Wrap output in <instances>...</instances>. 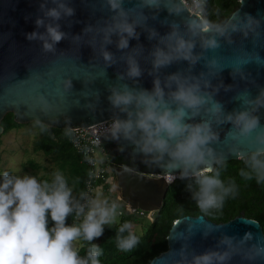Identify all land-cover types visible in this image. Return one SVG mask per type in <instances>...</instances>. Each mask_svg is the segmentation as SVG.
Instances as JSON below:
<instances>
[{
  "label": "clouds",
  "instance_id": "1",
  "mask_svg": "<svg viewBox=\"0 0 264 264\" xmlns=\"http://www.w3.org/2000/svg\"><path fill=\"white\" fill-rule=\"evenodd\" d=\"M51 4V7L46 3L39 5L43 15L37 16L35 29L26 34V39L39 41L43 52L55 54L57 44L69 38L59 21L74 16L75 8L67 0H51ZM105 4L111 15L98 35L102 38L106 68L116 63L115 55L107 48L113 35L119 38L117 48L121 51L129 48L130 39H139L138 27L148 31L149 40L158 41L150 53L152 72L156 73L151 89L128 83L108 88L110 104L124 114L122 119L113 122V137L122 136L132 141L142 153L167 156L171 169L178 170L181 179L194 176L197 187L192 191V199L204 214L220 209L236 190L234 180L226 184L213 166L222 165L225 159L224 154L212 146L220 139L218 129L222 125H231L226 133L233 141L230 152L247 165L248 170L241 169L240 175L245 179L255 176L258 182H264V124L259 115L264 109V86L258 88L255 96L247 87L236 92L232 100L238 102L239 107L228 111L216 97L221 88L228 92L232 91V86L223 80L213 84L217 77L223 78L225 69H230L232 79L235 78L233 72L246 79L243 73L247 66L254 63L264 67V58L255 47L251 51L242 48L234 52L233 62L225 66L217 56L207 54L220 49L222 43L235 44L236 34L245 40L251 37L255 42L260 36L261 20L250 13H236L222 24L207 28L191 23L182 26L181 22L173 20L167 23L169 31L161 35L154 27L146 29L149 16L145 9L152 19H158L161 11L169 16H180L181 9L170 7L169 0H137L131 7L125 6V0H105ZM92 27L86 25L80 34L71 35L72 40H79ZM40 28L45 31L40 32ZM181 61L188 63L187 71L170 73L161 79L160 69ZM201 61L204 70L195 74L192 69ZM126 64L128 79L138 84L143 73L136 56L129 54ZM53 75L52 70L36 73L34 89L43 86L46 76ZM72 77L76 76L66 75L60 81L65 92L73 87ZM31 80L32 72L19 82ZM117 80L123 81L124 75L117 73ZM35 102L45 113L53 105L40 91H36ZM36 123L42 130L46 127L39 119ZM242 141H247L249 147H242ZM80 199L86 202L74 200L72 187L58 170L51 180L43 181L33 175H13L7 171L0 175V264H101L102 249L91 242L103 235L105 225L116 223L123 213L115 201L92 199L86 193H81ZM73 213L75 221L79 222L69 224L67 218ZM179 223V220L175 222ZM214 230L208 227L202 235L207 238ZM188 233L193 234L191 225ZM179 235L184 237L183 232ZM80 239L89 242L86 256H81L76 246L75 242ZM138 242L132 223H121L117 229V246L130 250ZM238 255L250 264L264 261V238L250 231L242 237L225 233L214 248L200 253L193 251L190 257L187 245H183L176 253L179 259H174L172 264H229Z\"/></svg>",
  "mask_w": 264,
  "mask_h": 264
},
{
  "label": "water",
  "instance_id": "2",
  "mask_svg": "<svg viewBox=\"0 0 264 264\" xmlns=\"http://www.w3.org/2000/svg\"><path fill=\"white\" fill-rule=\"evenodd\" d=\"M240 1V7L230 18L236 13H250L261 20V27L258 29L260 36L254 42L251 37L245 40L241 35L236 34L235 44L222 43L220 49L207 53L209 56H217L221 64L225 66L233 62L234 52L242 48L251 51L255 47L264 58V0ZM67 2L75 8V15L65 17L59 23L62 30L69 33V38L57 44V53L52 54L43 52L39 41L26 39V34L35 29L37 16L43 15L39 5L46 3L48 7H51L53 6L51 0H0V136L4 132L2 120L9 112L15 114V120L19 123L36 122L39 119L48 126L75 129L111 118H123L124 114L114 108L108 100L110 95L108 88L111 85L128 83L130 86L151 89L156 73L152 72L150 53L158 41L149 40L148 31L138 27L139 39H130L129 48L121 51L117 48L119 38L113 35L112 43L108 44L107 48L115 55L116 63L106 68V62L102 57V38L98 35L100 28L111 15L105 0H67ZM136 2L137 0H125V6L131 7ZM169 4L170 7L181 9V15L169 16L166 11H161L158 19H152L149 10L145 9L149 16L146 29L150 30L154 27L163 35L169 31L167 23L173 20L181 22L182 26L187 23L200 28L210 26L204 16L191 12L183 0H169ZM140 19L143 22L142 18ZM86 25H92V30L83 33L79 40H72L71 35L80 34ZM39 31L43 32L45 29L40 28ZM196 50L199 51V46ZM129 54L136 56L143 73L136 85L126 75V58ZM187 69L186 61L176 62L170 67L160 69L159 75L163 80L170 73L187 71ZM50 70L54 71V75L51 78L46 76L43 86L34 89L35 74L47 73ZM203 70V61L192 69L195 74ZM31 72L33 80L19 82V80L27 79ZM229 72L230 69H225L222 73L223 78L217 77L213 80V84H220L223 80L225 84L232 86V91L228 92L221 88L216 97L224 103L228 111H231L239 107L238 102L232 100L236 92L247 87L255 96L258 88L264 86V67L254 63L249 64L243 73L246 79L236 75L235 72H233L235 78L232 79ZM117 73L124 75L123 81L117 80ZM66 75L79 78L72 77L73 87L69 92H65L60 83ZM36 91L45 93L53 102L47 113L37 107ZM259 115L261 124H264V109L260 110ZM230 127V124L222 125L218 129L220 139L212 145L218 153L224 154V161L240 159L230 152L233 141L226 136ZM105 135L112 138L117 148L122 151L125 162V165L120 164L115 169L122 200L147 211L159 210L169 187L165 176L180 175V172L171 169L167 156L161 158L157 155L142 153L136 144L122 136L115 139L112 132ZM105 135H101L100 138ZM241 146L249 147L247 141H242ZM142 166H146L147 170L144 171ZM177 220L180 221L178 225L175 224ZM177 220L168 235V249L155 256L151 264H172L174 259H179L176 253L183 245H187L189 257L193 251L200 253L214 248L217 240L225 233L242 237L245 232L250 231L257 237L264 238L261 223L244 215L222 223L214 222L204 214L185 215ZM189 225L193 233L190 236ZM208 227L215 230L204 238L202 232ZM181 232L187 238L181 237L179 235ZM229 264H250V262L242 260L238 255L233 257ZM254 264H264V261L258 260Z\"/></svg>",
  "mask_w": 264,
  "mask_h": 264
},
{
  "label": "trees",
  "instance_id": "3",
  "mask_svg": "<svg viewBox=\"0 0 264 264\" xmlns=\"http://www.w3.org/2000/svg\"><path fill=\"white\" fill-rule=\"evenodd\" d=\"M240 0H205L204 18L208 25L222 24L240 7ZM4 132L2 136L13 129H18L26 124L15 120V114L9 112L2 120ZM39 129V136L33 141V151L41 153L52 164L50 173L38 175V171L44 167L33 159L28 161L34 169L33 176L38 180H51L52 174L60 171L72 187L73 192L81 194L86 187L90 168L84 162L82 155L75 148L71 140V129L64 126H48L42 130L40 125L34 122ZM113 139L105 137L103 146L107 152L111 172L106 175L117 179L116 167L119 159H113ZM1 161V158H0ZM146 168V167H145ZM214 168L220 172V178L227 184L234 180L236 190L233 195L228 196L220 209H213L209 214H204L198 208L195 200L192 199V191L196 189L194 176L188 179L176 178L169 184L166 197L161 208L154 212L153 219L148 227L142 232L133 231L139 237V242L130 250H122L117 246V229L124 221L136 223L140 218L130 214L128 211L122 214L119 222L112 225H105L104 233L91 243L97 244L102 249L100 256L101 264H151L152 259L168 249V235L174 222L185 215L197 216L204 214L210 220L222 223L228 222L237 216L244 215L258 220L264 230V182H258L255 176L252 179H245L240 175L241 169L248 170L245 161L242 159H232L224 161L222 165L215 164ZM5 171L13 174L11 169ZM5 171L0 170V175ZM36 171V172H35ZM106 199L115 201L117 193L112 192V184L107 181L100 182ZM191 185V189L189 188ZM124 202L120 203V207ZM72 216L67 218V223L71 224ZM51 226V220H49ZM81 240L78 247L81 256H86L89 242Z\"/></svg>",
  "mask_w": 264,
  "mask_h": 264
},
{
  "label": "built area",
  "instance_id": "4",
  "mask_svg": "<svg viewBox=\"0 0 264 264\" xmlns=\"http://www.w3.org/2000/svg\"><path fill=\"white\" fill-rule=\"evenodd\" d=\"M183 1L186 4V6L191 10V12L204 16L205 0H183ZM115 120L116 118H111L87 127L83 126V127H77L75 129H71V140L77 151L82 155L84 162L90 168L86 187L82 193H86L87 196L92 199L93 196H95L96 190H103L102 186L100 185V182L107 181L109 184H112V187L110 188L111 191L115 184L114 177H112L111 175L110 176L106 175L107 170L105 169V166L102 163H98L95 157L96 149L100 147L102 148L104 155L107 157L105 162L109 163L107 152L103 146V139L107 137V135H105L106 133L112 132V125ZM101 135H105V136H102L100 138ZM178 177H180V175L165 176L169 184ZM73 198L74 200L79 199L81 203L86 202L85 200L80 199V194H76L75 192H73ZM123 202H124V206L120 207V211L122 213L128 211L130 214L136 215L138 217L147 216L151 220L153 219L154 211H147L139 207L132 206L131 204L126 203L125 201ZM71 216H72L71 224L73 222H79V221H75L74 213Z\"/></svg>",
  "mask_w": 264,
  "mask_h": 264
},
{
  "label": "rangeland",
  "instance_id": "5",
  "mask_svg": "<svg viewBox=\"0 0 264 264\" xmlns=\"http://www.w3.org/2000/svg\"><path fill=\"white\" fill-rule=\"evenodd\" d=\"M39 127L34 124V122L26 123L25 126L13 129L8 133L4 134L0 143V170L5 171L6 169H11L13 175L23 176L25 174L33 175L34 169L28 164V161L33 159L38 161L44 167L38 171V175L50 173L51 163L45 158L41 153H35L33 151V141L39 136ZM95 157L98 163H102L107 170V173L111 172V168L108 162H105L107 157L104 155L102 148H97L95 152ZM36 172V171H35ZM115 179V184L112 188V192H116L115 202L120 205L122 202L121 194L118 191V184ZM107 197L103 190H96L93 199L104 200ZM122 218V215L117 217V222ZM150 218L144 216L140 218L136 223L133 224V228L138 233H142L149 225ZM77 248L81 245V240L75 242Z\"/></svg>",
  "mask_w": 264,
  "mask_h": 264
},
{
  "label": "flooded vegetation",
  "instance_id": "6",
  "mask_svg": "<svg viewBox=\"0 0 264 264\" xmlns=\"http://www.w3.org/2000/svg\"><path fill=\"white\" fill-rule=\"evenodd\" d=\"M112 147H113V159H119L118 160V165L122 164V165H125V162L123 161V156H122V151L120 149L117 148L116 144L114 143L113 141V144H112ZM143 167V170L146 171L147 170V167L146 166H142ZM146 167V168H145ZM119 185H118V191L120 192V189H119Z\"/></svg>",
  "mask_w": 264,
  "mask_h": 264
}]
</instances>
